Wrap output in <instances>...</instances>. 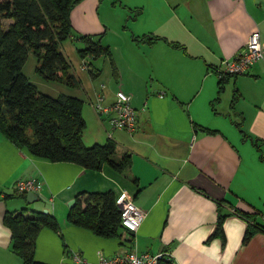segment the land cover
<instances>
[{"label": "crops", "instance_id": "crops-1", "mask_svg": "<svg viewBox=\"0 0 264 264\" xmlns=\"http://www.w3.org/2000/svg\"><path fill=\"white\" fill-rule=\"evenodd\" d=\"M101 4L79 1L70 20L76 33L99 35L110 54L101 55V63L100 56L81 57L84 42L77 36L60 48L82 86L72 90L83 101L84 143L113 139L119 156L130 154V167L117 171L105 163L92 170L51 161L0 133V264H21L3 216L22 208L26 214L47 209L60 225V233L42 226L35 239V259L49 264H96L131 249L166 252L175 264H264V232L243 242L247 226L264 212V58L226 77L219 98L216 72L253 30L264 45V0H125L128 29L113 38ZM37 76L35 85L46 80ZM66 86L53 85L49 93H64ZM117 89L136 109L133 131L112 128V114L97 115L93 108L99 97L112 103ZM28 177L41 182L31 203L14 191L15 181ZM86 191H112L115 199L125 192L144 211L139 227L106 237L69 223L68 201ZM220 214L224 241L209 238ZM74 253L83 262H75Z\"/></svg>", "mask_w": 264, "mask_h": 264}, {"label": "trees", "instance_id": "trees-1", "mask_svg": "<svg viewBox=\"0 0 264 264\" xmlns=\"http://www.w3.org/2000/svg\"><path fill=\"white\" fill-rule=\"evenodd\" d=\"M79 1L0 0V133L18 147H25L31 154L51 161H71L92 170H99L106 163L117 171H125L130 167L131 156L129 153L119 156L113 139L109 138L103 144L84 143L82 99L65 93L57 96L43 93L22 70L29 52H33L37 58L35 70L39 75L46 80L74 86L78 79L70 71L69 61L60 48L64 39L77 36L84 42V47L78 50L81 57L88 55L96 59L110 54L109 46L102 44L99 38L73 30L70 13ZM3 20H8L5 26ZM156 38L166 41L158 36H150L148 40ZM168 43L183 47L177 42ZM109 60L114 71L113 61ZM90 74L94 75L92 69ZM229 76H218L217 98L223 90L224 79ZM224 218L225 215H219L209 238L219 236L225 240ZM66 220L106 237L125 230L120 223L112 191L80 192L75 197V204L69 208ZM3 223L10 228L11 247L21 258V264H49L35 259L34 247L42 226L60 233V225L51 213L32 210L26 214L25 208L7 210ZM256 230L264 232V226L258 218H253L244 233L243 242H247ZM157 264L175 263L169 256Z\"/></svg>", "mask_w": 264, "mask_h": 264}, {"label": "built area", "instance_id": "built-area-1", "mask_svg": "<svg viewBox=\"0 0 264 264\" xmlns=\"http://www.w3.org/2000/svg\"><path fill=\"white\" fill-rule=\"evenodd\" d=\"M264 58V45L258 30H253L247 37L244 46L231 58L221 61V67L216 69L219 77L225 75H238L246 73L250 66ZM81 66L85 67L83 62ZM161 95V93L159 94ZM101 97L93 104L97 115L110 112L109 122L112 128H123L133 131L137 123L136 109L130 103V96L122 89H117L112 103L104 105ZM41 182L36 177L20 178L14 183V191L17 194H27L33 191L39 193ZM119 210L120 223L127 233L135 232L144 218V211L134 203L132 198L122 192L115 199ZM259 221L264 226V212L259 213ZM166 252H137L131 249L125 253L110 258H101L96 264H157L161 259H168ZM73 260L83 262L78 253L73 254Z\"/></svg>", "mask_w": 264, "mask_h": 264}, {"label": "rangeland", "instance_id": "rangeland-1", "mask_svg": "<svg viewBox=\"0 0 264 264\" xmlns=\"http://www.w3.org/2000/svg\"><path fill=\"white\" fill-rule=\"evenodd\" d=\"M99 10L102 15V18L105 19L107 22L106 24L108 26L109 38L115 37L116 36L115 33L120 30L125 31L128 29V27L126 26V21H128V16L130 14H129V9L127 5H125V0H122V2L121 0H102L101 8ZM7 23H8V20H3L4 26ZM96 37L98 38L99 35H96ZM102 56H100V60H99L100 63H101V59L104 58ZM89 59L90 58H88V60ZM32 63L34 64V66H32ZM36 63H37L36 55L33 52H29L27 59L24 63L25 67L23 68V71L29 77L31 82H34V80L36 81V77H38L37 76L38 74L34 72ZM48 83H53V84L51 85ZM60 83L61 82L59 81L45 80L41 84L40 83H38V85L36 84V86L38 90H40L43 93L49 94L51 96H57L58 93L50 94L49 92L53 90L52 89L53 85H60ZM66 87H68L69 90L64 93L70 94V95H74L73 93H75V91H73L72 89H75V90L82 89V86L80 84H77L76 86L68 85Z\"/></svg>", "mask_w": 264, "mask_h": 264}, {"label": "water", "instance_id": "water-1", "mask_svg": "<svg viewBox=\"0 0 264 264\" xmlns=\"http://www.w3.org/2000/svg\"><path fill=\"white\" fill-rule=\"evenodd\" d=\"M36 200H38L37 193H35L33 191L27 192V194H26V201H27V203H31V202L36 201ZM74 204H75V198L71 199L67 203V205L69 207L73 206ZM42 212L48 213L47 209H42Z\"/></svg>", "mask_w": 264, "mask_h": 264}]
</instances>
